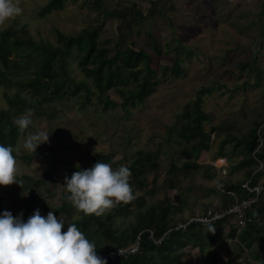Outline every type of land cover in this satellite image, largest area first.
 <instances>
[{
    "label": "rangeland",
    "instance_id": "obj_1",
    "mask_svg": "<svg viewBox=\"0 0 264 264\" xmlns=\"http://www.w3.org/2000/svg\"><path fill=\"white\" fill-rule=\"evenodd\" d=\"M48 1L19 0L23 14L5 27H0V30L20 23L25 25L26 32L36 42L45 40L54 43L57 30L75 34L83 28L97 26L100 27L99 38L104 46H111L121 36L125 38L126 46L144 47L148 51H151L149 46L156 39L163 50L157 59L159 82L156 90L143 103L126 111L120 105L117 92L111 89L109 96L117 105L107 111H103L100 104L81 107L74 97L66 103L56 102L53 111L49 110L46 116L34 115L32 128L28 131L49 133V142L38 146L34 154L24 150V135L19 136L14 150L18 155L31 157H15L20 169L17 179L22 183L21 186L17 183L0 185V214L10 211L15 217L22 212L26 222L37 208L45 217L52 211L57 218L65 221L63 231H66L67 224L79 219L82 212L67 201L64 178L72 174L73 167L90 165L94 153L109 154L113 161L126 164L138 150H159L165 169L171 160L179 163L183 157L179 152L180 146L174 143L176 133L169 132V126L176 121L185 105L197 97L198 89L203 85L212 88L202 94L203 110L210 115L204 128L208 131L211 126H216L219 133L211 134V147L201 153L199 160L212 166L209 173H213V177L208 180L202 171L190 175L183 181L185 188L192 184L189 191L179 194L172 189H157L154 195L146 196V202L151 204L167 197L170 203L181 208L177 215L186 220L200 214L210 202L217 201L221 187L228 179L236 181L245 177L244 169L231 168L240 159L239 155H231L232 144L224 145L227 153L225 162L216 156L220 142L229 133H244L254 121L263 122L264 108L261 105L264 104V89L255 91L249 87L252 71L248 69L247 62H244L245 68L241 67L238 62L240 53L230 43L220 40L217 43L212 41L211 45L208 40L209 45L203 46L199 37L202 26L199 17L208 13L206 10L214 11L215 0H64L59 9L41 15L40 11ZM209 16L206 19L212 21ZM207 20L203 19V23L211 24ZM202 32L205 38L207 31ZM191 39L192 44L189 45ZM213 53L219 56L215 58ZM248 57L252 59L247 55L246 60ZM175 60L180 66L178 75L172 71ZM152 65L155 67L154 62ZM161 66L168 67L165 74H162ZM72 68L76 78L83 77L75 63ZM91 88L95 90L93 84ZM16 89V86L8 89L0 86V110L8 106L5 91L14 93ZM20 94L29 97L25 91ZM24 175L27 178H22ZM143 178L147 188L150 187L151 174H145ZM209 186H213L216 193L209 192ZM63 203L70 207V218L59 210ZM132 218V215L116 217L113 226L125 227ZM214 247L217 260L223 259L232 264L231 260L239 258L237 245L226 239ZM253 247L257 249L260 246L256 244ZM184 250L187 263L201 261L198 248L187 247ZM259 262L249 257L241 264Z\"/></svg>",
    "mask_w": 264,
    "mask_h": 264
},
{
    "label": "trees",
    "instance_id": "obj_2",
    "mask_svg": "<svg viewBox=\"0 0 264 264\" xmlns=\"http://www.w3.org/2000/svg\"><path fill=\"white\" fill-rule=\"evenodd\" d=\"M63 2L64 0H49L40 14L45 15L53 9H59ZM99 31L100 27L97 26L83 28L75 34L57 30L56 41L51 43L45 40L36 42L26 32L25 25L20 23L0 30V86L5 89L17 87L14 93L5 91L8 106L0 110V143L14 148L22 135L14 120L28 108L35 109L34 115H45L49 110L53 111L56 102L66 103L76 97L74 99L81 107L100 104L102 110L107 111L117 105L109 96V90L113 89L121 99V107L126 111L129 107L143 103L156 90L159 82L157 59L163 53L160 42L153 40V44L149 46L151 51H148L144 47L126 46L125 38L118 36L111 46H104L100 41ZM174 62L172 71L178 75L180 66L176 60ZM73 63L83 74L82 78L78 79L73 74ZM245 66L246 63L241 64L242 68ZM167 70V66H161L162 74ZM91 84L95 90L91 88ZM211 89L209 85L198 89L197 97L185 105L176 121L169 126V132L176 133L174 143L180 146L179 152L183 157L179 163L171 160L165 169L159 150L141 149L126 164L113 161L109 154L96 152L91 156L90 165L81 164L72 168L73 172L91 168L99 160L111 164L114 169L125 165L131 170L130 184L136 196L133 202L119 204L101 217L81 213V217L73 222L86 238L96 244L98 256L111 248H124L138 242L137 250L133 253L114 259L104 258L107 264H189L184 258V249L187 247L198 248L202 255L201 261L194 264H229L226 260H217L214 245L223 239L239 248V258L231 260L232 264H241L242 260L249 257L256 262L264 261V181H261L264 167L252 176L251 185L260 180L262 191L259 199L247 212L250 221L239 230L227 220L209 224L215 227L214 233L208 232L209 225L194 222L187 224L185 228H176L186 221L177 215L181 211L179 206L170 203L167 197L151 204L146 202V196L154 195L157 189H172L179 194L189 191L192 184L185 188L183 181L190 178V175L200 174L202 171L208 180L213 177V173H209L212 166L199 160L201 153L211 147V134L219 133L216 126H211L208 131L204 128L210 115L203 110L202 94ZM22 91L27 92L29 97L22 96ZM261 123L259 120L254 121L246 132L229 133L220 142L216 157L227 156L224 145L232 144L231 155L240 156L237 168L244 169L245 177L236 181L228 179L221 187L218 202L212 201L205 207L213 204L226 208L236 200L252 196L242 184L256 168L251 154L257 146L256 130ZM13 155L26 159L31 157L18 155L15 150ZM258 157L264 163V148L258 152ZM148 173L152 179L151 186L147 188L143 177ZM207 189L216 193L213 186ZM59 210L70 218L71 210L65 203ZM128 215L133 218L125 227L113 226L116 217ZM256 244L260 246L257 249L253 247Z\"/></svg>",
    "mask_w": 264,
    "mask_h": 264
},
{
    "label": "clouds",
    "instance_id": "obj_3",
    "mask_svg": "<svg viewBox=\"0 0 264 264\" xmlns=\"http://www.w3.org/2000/svg\"><path fill=\"white\" fill-rule=\"evenodd\" d=\"M23 14L19 0H0V27ZM34 108L14 120L18 132L24 135L23 148L34 153L42 143L49 142V133L28 131L33 125ZM11 145L0 143V185L10 186L21 181L18 162ZM128 166L114 169L99 160L91 167L65 176L67 201L84 215L101 217L119 204H129L136 199ZM23 213L13 216L10 211L0 214V264H107L97 255L96 244L86 238L74 223L57 218L52 211L42 216L37 208L23 220ZM208 232H215L209 225ZM259 264H264L260 261Z\"/></svg>",
    "mask_w": 264,
    "mask_h": 264
},
{
    "label": "crops",
    "instance_id": "obj_4",
    "mask_svg": "<svg viewBox=\"0 0 264 264\" xmlns=\"http://www.w3.org/2000/svg\"><path fill=\"white\" fill-rule=\"evenodd\" d=\"M206 11L208 13H202L199 17L202 22L199 37L203 40V46L209 45L208 40L211 41V45L212 41L217 43L220 40H225L227 44L230 43L233 49H237V53H240L241 59L238 62L240 64L247 62L248 69L253 72H251L252 78L248 83L249 87L255 89V91L264 89V0H215L214 11ZM209 14L212 21L206 19ZM204 16L205 18H203ZM203 19L212 25L209 23L204 24ZM200 20L198 19L199 23ZM203 30L207 31L205 38L203 37ZM210 30L212 31L210 32ZM257 40H259V43L256 47ZM191 41L192 39L189 40V45L192 44ZM217 45L213 44V46ZM213 55L215 58L219 56L215 53ZM247 55L252 59L248 57V60H246ZM261 106L264 108V104ZM216 158L223 162L227 159L226 156ZM237 163L231 168L236 169Z\"/></svg>",
    "mask_w": 264,
    "mask_h": 264
},
{
    "label": "built area",
    "instance_id": "obj_5",
    "mask_svg": "<svg viewBox=\"0 0 264 264\" xmlns=\"http://www.w3.org/2000/svg\"><path fill=\"white\" fill-rule=\"evenodd\" d=\"M256 142L257 146L253 150L251 156L255 161V171L251 174L250 178L242 184V187L245 188L252 196L244 198L241 200H236L231 206L226 208H220L215 205H208L203 209L200 214H195L190 218L186 219L185 222L179 224L176 228H185L189 223H200L201 225H209L215 223L219 220H227L229 223L237 226V230L243 228L247 222L250 221V217L247 212L252 208V205L259 199V196L262 191L261 181L258 180L254 185H251L252 176L263 169L264 164L262 160L258 157V152L264 148V120L258 126L256 130ZM151 237H153V232H151ZM158 242V241H156ZM138 242L134 245L127 247H115L109 249L105 254L99 255L101 258H110L114 259L117 256L126 255L133 253L137 250Z\"/></svg>",
    "mask_w": 264,
    "mask_h": 264
},
{
    "label": "water",
    "instance_id": "obj_6",
    "mask_svg": "<svg viewBox=\"0 0 264 264\" xmlns=\"http://www.w3.org/2000/svg\"><path fill=\"white\" fill-rule=\"evenodd\" d=\"M258 43H259V40H257L256 43H255V46H256V47H257Z\"/></svg>",
    "mask_w": 264,
    "mask_h": 264
}]
</instances>
